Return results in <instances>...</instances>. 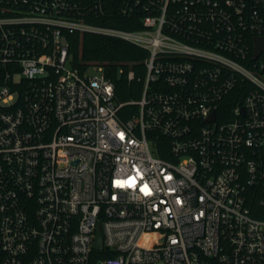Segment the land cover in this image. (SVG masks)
I'll use <instances>...</instances> for the list:
<instances>
[{
	"label": "built area",
	"instance_id": "obj_1",
	"mask_svg": "<svg viewBox=\"0 0 264 264\" xmlns=\"http://www.w3.org/2000/svg\"><path fill=\"white\" fill-rule=\"evenodd\" d=\"M74 33L147 52L137 101ZM262 37L264 0H0V264H264Z\"/></svg>",
	"mask_w": 264,
	"mask_h": 264
},
{
	"label": "trees",
	"instance_id": "obj_2",
	"mask_svg": "<svg viewBox=\"0 0 264 264\" xmlns=\"http://www.w3.org/2000/svg\"><path fill=\"white\" fill-rule=\"evenodd\" d=\"M135 18L120 17L113 21L105 19H93L92 23L122 28L125 30H135L138 24ZM68 43V54L70 65L84 73L89 66L103 65L106 69V77L112 82L114 87V99L119 103L137 101L142 93V79L145 75L144 60L147 52L142 48L124 42L122 40L111 39L103 36L91 34H65ZM132 72V78H128V73ZM227 107H231L238 102L235 90ZM136 107L125 105L119 111L122 120H127ZM162 156V155H161ZM262 191H257L256 195L248 201L250 213L256 219L264 220V203L261 204Z\"/></svg>",
	"mask_w": 264,
	"mask_h": 264
},
{
	"label": "water",
	"instance_id": "obj_3",
	"mask_svg": "<svg viewBox=\"0 0 264 264\" xmlns=\"http://www.w3.org/2000/svg\"><path fill=\"white\" fill-rule=\"evenodd\" d=\"M264 51V37L262 38H255L254 39V57H256L259 53ZM213 119V115L211 116V120ZM94 248L100 249L101 248V237L98 231L97 240L94 244ZM161 264V263H160Z\"/></svg>",
	"mask_w": 264,
	"mask_h": 264
},
{
	"label": "rangeland",
	"instance_id": "obj_4",
	"mask_svg": "<svg viewBox=\"0 0 264 264\" xmlns=\"http://www.w3.org/2000/svg\"><path fill=\"white\" fill-rule=\"evenodd\" d=\"M86 74L90 76L99 75L100 72H98L93 66H89L86 70Z\"/></svg>",
	"mask_w": 264,
	"mask_h": 264
}]
</instances>
